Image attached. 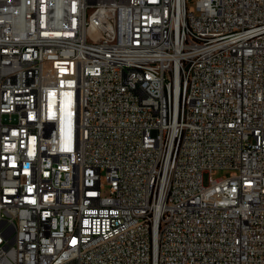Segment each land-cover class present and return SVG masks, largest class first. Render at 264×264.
Wrapping results in <instances>:
<instances>
[{
	"label": "built area",
	"instance_id": "built-area-1",
	"mask_svg": "<svg viewBox=\"0 0 264 264\" xmlns=\"http://www.w3.org/2000/svg\"><path fill=\"white\" fill-rule=\"evenodd\" d=\"M188 2L0 0V264H264V0Z\"/></svg>",
	"mask_w": 264,
	"mask_h": 264
},
{
	"label": "rangeland",
	"instance_id": "rangeland-1",
	"mask_svg": "<svg viewBox=\"0 0 264 264\" xmlns=\"http://www.w3.org/2000/svg\"><path fill=\"white\" fill-rule=\"evenodd\" d=\"M196 2L197 0H189L188 2V5L189 7H195L196 6ZM233 171L231 170H219L217 171L215 174H214V178L215 179H222V178H228L231 176V173ZM203 182H204V185L205 186H209V174H205L204 177H203ZM105 195L108 194V189H106L104 192H103Z\"/></svg>",
	"mask_w": 264,
	"mask_h": 264
}]
</instances>
